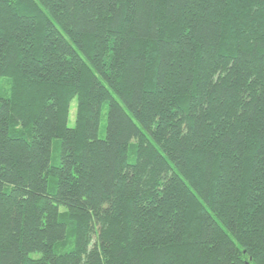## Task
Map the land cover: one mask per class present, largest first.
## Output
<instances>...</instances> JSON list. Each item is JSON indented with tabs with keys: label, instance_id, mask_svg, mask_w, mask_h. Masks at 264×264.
Segmentation results:
<instances>
[{
	"label": "trees",
	"instance_id": "trees-1",
	"mask_svg": "<svg viewBox=\"0 0 264 264\" xmlns=\"http://www.w3.org/2000/svg\"><path fill=\"white\" fill-rule=\"evenodd\" d=\"M0 264H264V0H0Z\"/></svg>",
	"mask_w": 264,
	"mask_h": 264
},
{
	"label": "rangeland",
	"instance_id": "rangeland-1",
	"mask_svg": "<svg viewBox=\"0 0 264 264\" xmlns=\"http://www.w3.org/2000/svg\"><path fill=\"white\" fill-rule=\"evenodd\" d=\"M1 96L3 94L1 93ZM76 110H77V101L73 100L71 104V111H70V117H69V127H74L75 126V121H76ZM106 114L107 111L105 110V113L103 115V119L101 122V128L99 131V137L104 138L106 135L105 127H106ZM59 148H60V140H55L53 143V153H52V161L53 164H57L59 162ZM34 258L40 257L39 254H33L32 255Z\"/></svg>",
	"mask_w": 264,
	"mask_h": 264
}]
</instances>
